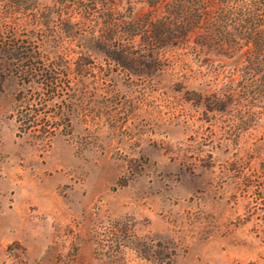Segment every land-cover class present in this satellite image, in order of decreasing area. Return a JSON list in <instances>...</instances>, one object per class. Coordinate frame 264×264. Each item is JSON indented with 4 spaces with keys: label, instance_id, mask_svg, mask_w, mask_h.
<instances>
[{
    "label": "rangeland",
    "instance_id": "374dc122",
    "mask_svg": "<svg viewBox=\"0 0 264 264\" xmlns=\"http://www.w3.org/2000/svg\"><path fill=\"white\" fill-rule=\"evenodd\" d=\"M35 1H1L19 23L0 32V264H264V45L205 38L218 4L196 23L181 0H102L193 26L153 64L140 36L106 37L92 0H38L54 22L32 32ZM39 93L48 113L25 126L16 99Z\"/></svg>",
    "mask_w": 264,
    "mask_h": 264
},
{
    "label": "trees",
    "instance_id": "16d2710c",
    "mask_svg": "<svg viewBox=\"0 0 264 264\" xmlns=\"http://www.w3.org/2000/svg\"><path fill=\"white\" fill-rule=\"evenodd\" d=\"M1 1L2 0H0V32H2L3 25H7L10 23L15 25L19 23L18 19L16 18H13L11 20L7 18V15L5 13L10 12V10L9 8H5L7 4ZM75 1H77L79 4L82 3V0ZM236 1L181 0L179 3L172 5L174 7L172 13L178 12L177 16L185 15L186 18H193L196 23H199L201 19L206 16V14H210L211 6L218 4L221 7L218 6L219 8L216 9L217 14H214V18L215 15H220L221 17H223V22L225 23L223 24V27L221 26L217 29V32L206 34L204 37L208 38L209 40H213L215 38L218 40L220 39V37H223V35H225L228 39L230 47L232 46L233 41H237V38H244L245 45H254V49H251V52H254V54L256 55H260L263 49L262 46L264 45V0H244L246 4H235ZM230 2L232 4L234 3L235 5H231ZM33 5L35 6L34 8H36V12H34L33 17L28 18L23 22L30 28L32 32H36V30L46 32L48 29H51L54 22L51 13L46 10H40V12L37 13V10L42 6L40 5V2L38 0H36ZM99 5H101V7L103 8L102 12H104V14L106 13L110 17L109 19H107L106 37H108L109 39H113L116 37L121 38L125 32L129 33L131 38L140 36V39L146 45L148 55L151 57L150 62L153 64H157V62H159L158 59L161 52H163V54H166V52L172 50L173 45L179 43L185 44L192 36V25L182 24V33L175 36V34L171 32L166 33V31L164 30L165 22L163 21V19H157L156 21L149 20L150 14H157L158 10L160 9L161 4L159 0H154L149 3L148 6L152 7L150 10L151 13H144V15L140 17H135V15H133V18L129 21H124L121 17L115 16L114 14L115 12H117L115 6H112V4L109 3L107 4L102 0H92L91 4L88 3L86 5L90 9L88 14H91L93 12V10L91 9H95ZM142 7H144V5H142ZM66 21L69 23L71 22L69 18ZM230 22H232V24ZM124 27L126 28L124 29ZM0 48L6 52L7 56H10L7 57L8 59L14 57L15 52H13V50H10L11 48L8 47V44L6 45L2 43L0 45ZM50 52L55 55L57 64L68 61V59L66 58L68 56L66 52L65 54H63V52H61L60 54V52L54 50H50ZM236 55L237 58H240L242 54L240 51H238ZM257 74L261 75L260 77L264 80V67L258 69ZM54 80L55 79L53 78L51 82L52 84ZM249 80L250 79H247L241 86L242 90L246 95H248V97L252 93L250 89L254 86V83L249 82ZM30 82L31 80L27 81V83ZM253 92L256 93V91ZM47 93L50 94L51 97L52 94L56 93V91L54 89H48ZM50 97L43 98L42 94L39 93L36 96L32 94L28 100H26L25 96H20L16 99L18 101H21L22 103L25 102L26 104L25 109L27 112L23 121L25 126L33 127L37 115L43 113L45 116L48 113V108L46 109L47 103L41 104V106L34 108V103L32 101L44 100V102H47ZM21 106L22 104L20 105V107ZM43 132H46L45 129Z\"/></svg>",
    "mask_w": 264,
    "mask_h": 264
}]
</instances>
